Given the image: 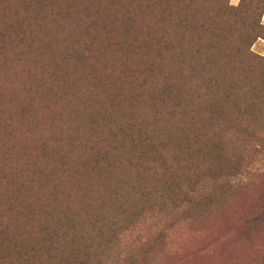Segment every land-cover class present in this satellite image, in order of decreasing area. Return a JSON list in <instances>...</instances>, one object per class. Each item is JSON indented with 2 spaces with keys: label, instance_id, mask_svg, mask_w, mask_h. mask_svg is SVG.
<instances>
[{
  "label": "trees",
  "instance_id": "trees-1",
  "mask_svg": "<svg viewBox=\"0 0 264 264\" xmlns=\"http://www.w3.org/2000/svg\"><path fill=\"white\" fill-rule=\"evenodd\" d=\"M2 1L9 4L0 8V67L16 69L24 49L36 51L31 64L48 69L58 94L42 80L34 93L43 94L42 109L51 95L61 101L56 105L53 100L61 125L57 128L54 119L48 136L26 135L29 145L15 143L18 130L5 129L0 141V264H160L172 255L178 261V230L198 221L213 203L224 202L242 177L264 175L261 166L246 169L251 156L264 151V69H239L241 52L231 68L217 57L222 49L215 41L234 38L232 23L224 28L200 24L210 32L213 46L194 49L185 75L169 72L157 60L161 53L156 63L152 52L135 59L149 67L146 73L120 60L113 68L117 72L101 73L100 67L111 65L106 54L112 50L113 26L118 30L119 24L133 21L137 38L160 47L152 23L136 24L129 3L123 11L124 0ZM146 1L155 5L160 23L177 6L175 0ZM79 3L84 25L77 23ZM97 28L103 36L94 33ZM4 35L15 41L6 42ZM56 43H74L63 51L67 57L61 62L59 53L53 56ZM68 69H80L78 79L86 81L79 95L72 92V75L63 76ZM153 69L163 76L160 86L150 82ZM32 108L27 102V113ZM81 108L90 115L80 113ZM3 114L13 119L7 107ZM38 114L34 110L33 116ZM83 127L96 129L82 136Z\"/></svg>",
  "mask_w": 264,
  "mask_h": 264
},
{
  "label": "rangeland",
  "instance_id": "rangeland-1",
  "mask_svg": "<svg viewBox=\"0 0 264 264\" xmlns=\"http://www.w3.org/2000/svg\"><path fill=\"white\" fill-rule=\"evenodd\" d=\"M141 1L143 5L137 7ZM169 1L172 2L173 0ZM187 2V0H175V3H177L176 9L173 8L175 13L169 20L160 23L155 19L154 14L156 12L153 7L155 5L151 1L124 0L123 11H127L129 3V12L131 10L134 12V15L130 14V16L133 17L136 24L152 23L151 28L154 29L152 33L160 37V47H156L157 44L154 41L150 42L151 45H145L146 42L143 43L141 38H137L139 32L137 28L135 29L133 21L130 26H124L123 23L122 25L119 24L118 30L113 26L111 28V38L109 39L112 50L107 51L106 54L111 61V65H108L106 69L100 67L98 72L100 70L101 73L111 72L110 69L118 67V61L120 60L122 64L125 62L132 69H141L146 73L149 67L137 65L135 59L141 56L151 57L152 52L151 58L156 63L157 60L166 63L165 68H169L167 69L169 72L174 69L177 76L185 75L193 64L194 49L197 50L199 44L204 49L213 46L208 42L210 32L203 31L200 27L201 23L206 26L218 23L222 28L231 23V27L235 26L234 41L232 38L226 40L227 36L218 42L215 41V44H219L222 49V54L217 57L226 60L228 68L234 67L231 64L237 58V52H241L243 58L241 59L242 63L239 64L240 67L238 66L239 69H264V0H202V2L194 0L188 5ZM7 4H9L8 1H2L0 8ZM78 5L80 6L75 10L78 14L77 23L84 25L86 23L85 11L80 3ZM181 17H187L188 21H179L178 19ZM130 20L132 19L126 18L125 22ZM31 26L35 27L37 25L32 23ZM10 33L15 34L12 30H10ZM94 33L100 35L98 37L104 35L102 29L94 30ZM246 35H249V39L243 46V39ZM138 37L141 36L138 35ZM85 38L88 39V35ZM117 38L121 41H117ZM2 39L6 42L15 41V36L9 38L8 35H4ZM179 42L182 43L181 47L183 49L178 47ZM0 43H2V40H0ZM64 44L56 43L59 50L53 56L60 54L57 57V62H61L67 57L62 53L67 47H70L69 45L74 43ZM177 47L179 48L178 51ZM160 53V57L158 56L156 60V55ZM32 54L38 55L36 51L31 52L27 48L24 49L23 59L14 62L13 67L16 69L0 67V141L5 137L6 128L7 130L14 128V131L18 130L19 133L13 136L17 140L15 143L23 144L27 142L29 145L30 141L26 135L32 139L40 138V135L48 136V124L53 122L54 119L57 128L61 125L58 123L59 118L55 117L53 112V100L56 105H59L61 101L56 96L51 95L53 100L49 103L46 99L43 100L45 106L42 109L40 97L43 94L38 96L34 93L37 81L42 80L43 85L46 84L47 87H52L53 94H58L54 83L51 79L49 80L48 69H40L39 63L38 65L31 64ZM126 56L131 58L127 59ZM207 56L205 55V57ZM44 58L45 55L39 54V59ZM178 58L179 61H175ZM87 62H90V60ZM113 70L117 72L119 69ZM153 70L155 72L150 82L158 86L162 85L163 76L159 74L158 69ZM79 71L80 69H68L67 73L63 74L66 78L72 75L71 79L74 83L72 92L77 95L84 92L86 88V81L78 79ZM85 71L88 73L90 69H85ZM95 86L97 85L95 84ZM27 102L33 105L32 110L29 109L28 113ZM21 105H24V110ZM4 107L14 113L13 119L8 120L3 117L5 116L3 114ZM36 109H38L39 114L34 117V110ZM80 113L90 115V111L85 108H81ZM95 129V127H83L82 136H88ZM30 149L34 155L39 154L37 147L31 146ZM260 166L264 171V151L252 155L251 163L246 169L252 171ZM245 178L242 177L240 184L224 202L220 204H218L220 201L213 203L210 206L212 208L198 221L194 224L188 223L178 230V240L175 243L177 246L179 245L178 249L180 250L177 249V253L181 256V259L173 261L174 255H172L169 258H164L160 264H264V175L252 179Z\"/></svg>",
  "mask_w": 264,
  "mask_h": 264
}]
</instances>
